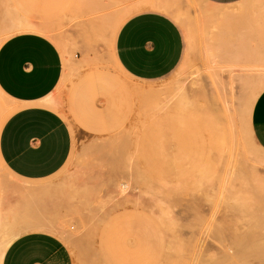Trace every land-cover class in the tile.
I'll return each mask as SVG.
<instances>
[{
  "label": "rangeland",
  "instance_id": "1",
  "mask_svg": "<svg viewBox=\"0 0 264 264\" xmlns=\"http://www.w3.org/2000/svg\"><path fill=\"white\" fill-rule=\"evenodd\" d=\"M102 2L66 0L48 28L71 61L64 59L63 78L43 103L64 118L72 148L49 178L2 183L30 198L28 228L58 236L71 264H216L219 257L218 264H264L250 245H264V150L244 103L264 89V61L210 55L209 10L202 0H175L170 15L190 39L188 55L165 77L135 79L113 52L130 9ZM11 5L22 15L7 21ZM21 8L20 0H0V44L19 20L35 24ZM14 109L0 95V127ZM246 187L253 200L243 210L237 199ZM219 228L223 241L212 235ZM18 232L0 217V263ZM223 251L235 257L226 261Z\"/></svg>",
  "mask_w": 264,
  "mask_h": 264
},
{
  "label": "crops",
  "instance_id": "2",
  "mask_svg": "<svg viewBox=\"0 0 264 264\" xmlns=\"http://www.w3.org/2000/svg\"><path fill=\"white\" fill-rule=\"evenodd\" d=\"M102 1L94 0L100 7ZM112 1L122 11L131 9L114 39V56L123 72L149 82L174 71L188 55L190 46L189 37L170 15L175 0ZM202 1V9L209 10L205 20L210 55L232 64L264 61V0ZM20 3L24 17L35 24L21 20L27 27L17 29L0 44V93L15 107L0 127V170L7 173L0 178L1 188L7 191L0 193V217L19 231L0 264H71L58 236L28 228L32 206L23 189L19 192L2 184L12 179L32 185L49 178L62 168L72 148L64 118L57 109L43 103L58 88L65 60L71 61L70 55L62 54L47 36L66 0ZM8 10L7 21L22 15L12 5ZM54 11H58L56 16ZM250 119L252 135L264 150V89L254 102Z\"/></svg>",
  "mask_w": 264,
  "mask_h": 264
},
{
  "label": "bare ground",
  "instance_id": "3",
  "mask_svg": "<svg viewBox=\"0 0 264 264\" xmlns=\"http://www.w3.org/2000/svg\"><path fill=\"white\" fill-rule=\"evenodd\" d=\"M256 1V0H255ZM131 10V9H130ZM207 10V9H206ZM205 12V11H204ZM208 12V11H207ZM206 12V13H207ZM231 12V11H230ZM230 12H229V14H230ZM232 14V13H231ZM227 15V14H226ZM225 16V15H224ZM232 17V16H231ZM264 17V16H263ZM120 19V18H119ZM180 19V18H179ZM18 21V20H17ZM23 27H27V25H25L21 20H20V22H17L14 26H12V29L14 30V31H16L17 29H21V28H23ZM227 50V49H226ZM224 57V56H223ZM235 59V58H234ZM244 59V58H243ZM224 60V59H223ZM238 61V60H237ZM242 61V60H241ZM230 62H231V60H230ZM247 79V78H246ZM263 85H264V83H263ZM264 87V86H263ZM255 88V87H254ZM254 88H252V89H254ZM261 88V87H260ZM250 89V88H249ZM249 89H248V91H249ZM251 89V90H252ZM259 90V89H258ZM246 92L245 93V100L247 101V99H248V97H249V93L250 92ZM260 93V92H259ZM183 94V93H182ZM182 94L180 93V97L179 98H181L182 97ZM0 95H2L1 93H0ZM179 96V95H178ZM178 96L177 97H175L174 99L176 100V98H178ZM187 96V95H186ZM2 97V96H1ZM251 97H254V94H252L251 95ZM173 99V100H174ZM182 99H184V98H182ZM180 100V99H179ZM250 101V100H249ZM255 101V99L252 101V102H254ZM176 103H178L179 105H180V103H182V102H178L177 100L175 101ZM251 102V103H252ZM189 103V102H188ZM245 103V105H246V108H249L250 106H251V110L250 109H247L248 110V112L250 111V116H249V121H250V117H251V111H252V108H253V103H252V105H251V103L250 102H244ZM182 105V104H181ZM180 105V106H181ZM251 124V123H250ZM245 168V167H244ZM243 170V169H242ZM247 170V169H246ZM253 170V169H252ZM246 172V171H245ZM251 172V171H250ZM242 173V172H241ZM252 173V172H251ZM247 173H245L244 175H246ZM240 175V174H239ZM247 175H249V174H247ZM252 176H253V174H251ZM241 176L243 177V175L241 174ZM247 176H244V178H246ZM253 177H257V176H253ZM249 178V177H248ZM236 179V178H235ZM240 179H242V178H240ZM247 179V178H246ZM251 179V178H250ZM252 179H254V182H256V180H255V178H252ZM245 180V179H244ZM248 180V179H247ZM245 182H246V180H245ZM248 182V181H247ZM257 183H258V181H257ZM245 184V183H244ZM253 184H255V183H253ZM261 184V183H260ZM247 185V184H246ZM248 186V185H247ZM261 186H262V184H261ZM247 188V187H246ZM255 188V187H254ZM258 189V188H257ZM260 189V193H261V197H262V200H264V187H261V188H259ZM244 194H245V196L244 197H242V200H241V198H239L238 197V199H237V202H238V205H240L241 204V206H239V207H242L241 209H243V210H245V209H247V208H245V206H247L248 207V205L247 204H251L250 202L253 200L252 199V195H253V191L252 190H250V188L248 187L247 189H246V191L244 190ZM241 196V195H240ZM248 196H250L249 198H248ZM262 203H263V201H262ZM244 206H243V205ZM250 207H251V205H250ZM245 208V209H244ZM251 209V208H250ZM221 226V225H220ZM218 228V227H217ZM221 229H222V227H221ZM221 229L219 228L218 230H216L215 231V235L214 234H212L213 235V237L214 238H216V239H218V240H221V236L223 235L222 234V232L223 231H221ZM223 233H225V232H223ZM224 236V235H223ZM248 238V237H247ZM249 238H251V236H249ZM223 239V238H222ZM246 241H247V239H245ZM249 240V239H248ZM253 240V239H252ZM252 240H250L249 242H251ZM221 241H223V240H221ZM254 241V240H253ZM6 242H7V240H6ZM9 242V241H8ZM225 242V241H224ZM248 242V241H247ZM259 242V241H258ZM257 242V243H258ZM221 243V242H220ZM252 244H250L251 246L252 245H254V247L256 248H254V247H250V249L253 251V249L252 248H254V250H256L255 252L257 253V257L259 256V258L260 259H262L263 257H264V247H262V245L263 244H261L260 245V243L257 245V243L256 244H254L253 242H251ZM249 245V246H250ZM249 246H247V248L249 247ZM261 248H260V247ZM264 246V245H263ZM249 249V248H248ZM260 249H263V253L262 252H260ZM225 251H223V253H224ZM227 252V251H226ZM225 252V253H226ZM228 253V252H227ZM225 254V255H227L226 257H224V258H226V261H228V259H229V257H235V255L233 254V253H231V252H229L228 254ZM254 253V252H253ZM251 255V254H250ZM262 255V256H261ZM249 256V255H248ZM254 256V255H253ZM233 257V258H234ZM262 257V258H261ZM228 258V259H227ZM217 259H218V257H217ZM220 259H222V260H220ZM223 258L222 257H219V261H222L223 262ZM230 260V259H229ZM216 261H218V260H216ZM225 261V260H224ZM222 262H216V264H218V263H222ZM213 263V262H212ZM223 263H225V262H223ZM227 263V262H226ZM264 263V262H263ZM214 264V263H213Z\"/></svg>",
  "mask_w": 264,
  "mask_h": 264
},
{
  "label": "snow or ice",
  "instance_id": "4",
  "mask_svg": "<svg viewBox=\"0 0 264 264\" xmlns=\"http://www.w3.org/2000/svg\"><path fill=\"white\" fill-rule=\"evenodd\" d=\"M9 255H11V253Z\"/></svg>",
  "mask_w": 264,
  "mask_h": 264
}]
</instances>
